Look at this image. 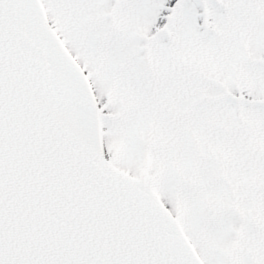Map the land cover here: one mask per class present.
Returning <instances> with one entry per match:
<instances>
[{
	"label": "snow or ice",
	"instance_id": "1",
	"mask_svg": "<svg viewBox=\"0 0 264 264\" xmlns=\"http://www.w3.org/2000/svg\"><path fill=\"white\" fill-rule=\"evenodd\" d=\"M0 264H264V0H0Z\"/></svg>",
	"mask_w": 264,
	"mask_h": 264
}]
</instances>
